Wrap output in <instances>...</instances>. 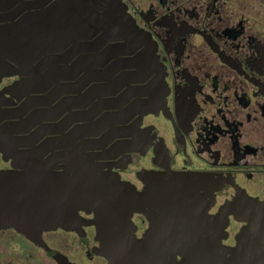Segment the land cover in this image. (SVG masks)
I'll list each match as a JSON object with an SVG mask.
<instances>
[{
	"label": "flooded vegetation",
	"instance_id": "obj_1",
	"mask_svg": "<svg viewBox=\"0 0 264 264\" xmlns=\"http://www.w3.org/2000/svg\"><path fill=\"white\" fill-rule=\"evenodd\" d=\"M119 2L141 31L130 45L136 46L133 53L119 57L128 59L138 54L137 60L153 64L157 74L145 77L132 74L134 67L116 69L109 78L115 89L104 96L116 108L106 111L123 112L112 114L116 122L112 127L88 136L97 142L86 152L100 172L139 192L145 189L148 172L211 177L213 194L209 193V183L204 182L195 194L198 213L206 207V215L195 214L192 227L201 222L209 224L213 217L224 232L220 244L156 241L141 244L137 250L127 249V254H137L131 259L139 264H204L210 258L217 262L223 250L225 259L246 221L233 213L219 214L221 207L238 197L264 204V0ZM109 63L91 66L88 74L87 69H78L72 80L62 76L59 84L74 82L80 90L62 94L53 105L69 95L86 96L88 88L99 82L85 80L98 78L95 72L100 69L110 72ZM18 79L17 75L2 77L0 91ZM11 92L16 97L4 93L2 108L17 107L25 99L23 91ZM93 102L82 110L92 115ZM142 103L154 106L144 107ZM67 114L68 110L61 112L57 121ZM16 170L0 153V172ZM152 209V204L145 207L146 212ZM79 217L72 229L47 230L36 241L13 227H1L0 264H110L103 252L109 253L113 244L106 249L100 244L97 226L89 223L94 214L79 211ZM130 222L134 235L144 238L150 227L147 215L133 212ZM131 259L126 257L125 261Z\"/></svg>",
	"mask_w": 264,
	"mask_h": 264
},
{
	"label": "water",
	"instance_id": "obj_2",
	"mask_svg": "<svg viewBox=\"0 0 264 264\" xmlns=\"http://www.w3.org/2000/svg\"><path fill=\"white\" fill-rule=\"evenodd\" d=\"M140 33L119 0H0V79L19 76L0 91V153L17 168L0 172V228L13 227L36 241L44 231L75 227L79 211L93 213L95 218L89 223L97 226L100 244L104 249L113 244L109 253L103 252L110 264H139L131 259L137 254H127V249L137 250L141 244L156 241L220 244L224 232L213 217L209 224L192 227L195 214L206 215V207L198 213L195 194L203 182L209 183V193L213 194L211 177L148 172L145 189L139 192L100 172L86 152L97 142L88 136L112 127L116 124L112 114L123 112L106 111L116 108L104 98L115 89L109 78L116 69L134 67L132 74L145 77L157 74L153 64L137 60L138 54L119 57L133 53L136 46L130 45ZM74 55L75 60H71ZM109 61L110 72L95 68L100 76L85 80L99 82L88 88L86 96L69 95L53 105L62 94L80 90L74 82L59 84L62 76L72 80L79 70L87 69L88 74L91 66L93 69ZM12 90L23 91L25 99L17 107L2 108L4 93L15 96ZM91 100L95 105L92 115L82 110ZM71 108L76 110L70 112ZM67 110L68 114L57 121ZM149 204L153 209L146 212ZM133 212H144L150 220L142 239L131 228ZM228 212L246 224L236 234L229 257L224 259L225 251L210 245L222 252L221 260L210 258L204 264H264V204L238 197L221 207L219 214ZM126 257L131 260L125 261Z\"/></svg>",
	"mask_w": 264,
	"mask_h": 264
}]
</instances>
